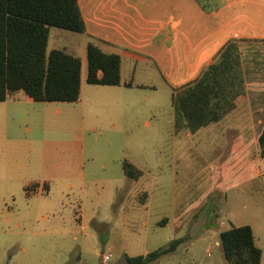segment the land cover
<instances>
[{
	"label": "rangeland",
	"instance_id": "obj_1",
	"mask_svg": "<svg viewBox=\"0 0 264 264\" xmlns=\"http://www.w3.org/2000/svg\"><path fill=\"white\" fill-rule=\"evenodd\" d=\"M79 36L51 27L47 52L82 57L85 75ZM240 49L244 93L224 116L251 114L261 130L264 41ZM126 92L113 99L141 104L110 107L106 123L87 118L83 127L56 114L61 101L16 108L0 101V264H131L127 256L179 237L174 252L149 264H230L219 233L246 224L264 252V157L255 132L236 151L216 132L175 128L168 86ZM63 148L82 154L83 180L48 172L44 154ZM125 161L138 178L124 173ZM103 253L111 254L106 263Z\"/></svg>",
	"mask_w": 264,
	"mask_h": 264
},
{
	"label": "crops",
	"instance_id": "obj_2",
	"mask_svg": "<svg viewBox=\"0 0 264 264\" xmlns=\"http://www.w3.org/2000/svg\"><path fill=\"white\" fill-rule=\"evenodd\" d=\"M78 6L85 23V31L79 36L85 60L89 41L105 53L118 54L121 59V84H89L87 69L83 75L81 67L79 99L58 102L62 104L56 108V114L64 121L81 122V127L87 118H99L101 123H106L110 107L141 104L121 97L113 99L117 94L158 85L168 86L172 94L174 89L194 80L229 39H264V0H222L210 11L204 10L197 0H78ZM34 102L21 91L17 92L16 99L3 101L4 105L14 108ZM235 102L237 108L238 97ZM256 124L250 114L223 116L202 128L216 132L228 145L235 146L233 150L242 152L250 134L255 132L258 142L260 130L253 128ZM44 156L51 174L66 179L80 176L78 161L82 162V154L78 158L76 148L54 149ZM255 242L258 245L256 238ZM263 261L262 250L260 264Z\"/></svg>",
	"mask_w": 264,
	"mask_h": 264
},
{
	"label": "trees",
	"instance_id": "obj_3",
	"mask_svg": "<svg viewBox=\"0 0 264 264\" xmlns=\"http://www.w3.org/2000/svg\"><path fill=\"white\" fill-rule=\"evenodd\" d=\"M204 10L219 6L216 0H197ZM51 27L76 33L85 31L78 0H0V101L16 99L23 91L35 101H77L81 93V59L61 48L47 52ZM229 39L192 81L173 90L175 128L195 133L218 121L236 107L244 93V73L240 42ZM264 41V39H255ZM86 82L100 85L121 84L118 54L105 53L89 41L86 47ZM125 85H131L126 83ZM259 155L264 157V125L258 136ZM124 173L138 178L141 171L130 162ZM46 187V185L44 186ZM29 191L30 186H25ZM219 244L230 264H260L262 250L248 224L221 230ZM184 237L145 255L127 256L131 264L153 262L174 252Z\"/></svg>",
	"mask_w": 264,
	"mask_h": 264
},
{
	"label": "built area",
	"instance_id": "obj_4",
	"mask_svg": "<svg viewBox=\"0 0 264 264\" xmlns=\"http://www.w3.org/2000/svg\"><path fill=\"white\" fill-rule=\"evenodd\" d=\"M111 257V254L110 253H103L102 254V262L103 263H106Z\"/></svg>",
	"mask_w": 264,
	"mask_h": 264
}]
</instances>
